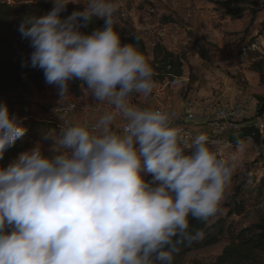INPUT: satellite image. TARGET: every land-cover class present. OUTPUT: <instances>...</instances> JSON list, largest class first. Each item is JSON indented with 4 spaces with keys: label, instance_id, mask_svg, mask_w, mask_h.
<instances>
[{
    "label": "clouds",
    "instance_id": "1",
    "mask_svg": "<svg viewBox=\"0 0 264 264\" xmlns=\"http://www.w3.org/2000/svg\"><path fill=\"white\" fill-rule=\"evenodd\" d=\"M70 3L79 0H53L19 24L30 66L61 100L80 80L113 110L92 124L64 123L44 133L47 151L37 142L0 166V264H174L177 245L202 236L189 231L190 218L218 212L235 157L177 126V110L130 102L156 83L146 57L116 30V0H86L62 16ZM96 19L102 27L83 31ZM117 118L126 121L121 132L112 130ZM27 131L0 103V160Z\"/></svg>",
    "mask_w": 264,
    "mask_h": 264
},
{
    "label": "rangeland",
    "instance_id": "2",
    "mask_svg": "<svg viewBox=\"0 0 264 264\" xmlns=\"http://www.w3.org/2000/svg\"><path fill=\"white\" fill-rule=\"evenodd\" d=\"M0 1L10 5H20L37 3L40 0ZM217 1L222 0H116L119 5L116 14L117 23L136 30L142 36L150 58H152V48L157 42L163 43L176 54L185 55L182 79L172 84L160 81L156 86L168 84L169 89L174 88L180 99L185 96L195 99V94L205 93L212 102L246 107L252 104V108L255 109L257 97L264 96V84L251 66L253 62L264 57V28L262 27L264 13L255 20L249 14L241 20H231L225 18L217 9L214 4ZM84 3L86 0H79V4L70 3L69 5L82 10L85 7ZM142 22L148 23L151 31L147 29L141 31L144 28L140 27ZM163 25L171 26V29L164 36L158 35V32L155 34L154 31L162 30ZM198 42L207 51V61L198 54ZM27 62V66L32 68L30 57ZM172 92L174 93V90L170 93ZM238 94L242 97L239 101L235 100ZM219 98L221 101L218 102ZM5 99L17 112L32 114L30 122H45V114L50 108L69 102L82 104L100 113L113 110L107 102L95 100L91 91L80 80L71 82L70 92L62 100L57 95L56 86L46 84L44 79L39 85L27 83L24 88L5 95ZM136 99V96H133L130 102H135L133 105L137 106ZM50 130L59 132L46 126L41 135L32 137L30 135L28 150L35 147L37 142H41L47 151L52 141L43 140V135ZM228 138L229 134L218 138L214 147L211 148L225 160L235 157V171L232 178L249 173L250 177L256 181L253 186L259 185L264 178V149L255 145L250 139L239 146H232ZM10 163L4 158L0 160V166L5 168ZM260 200L261 205L251 208L242 218L243 223L249 224L256 221L257 210H264V188L263 197ZM224 246L223 243L190 253L184 259V263L209 264L221 254Z\"/></svg>",
    "mask_w": 264,
    "mask_h": 264
},
{
    "label": "trees",
    "instance_id": "3",
    "mask_svg": "<svg viewBox=\"0 0 264 264\" xmlns=\"http://www.w3.org/2000/svg\"><path fill=\"white\" fill-rule=\"evenodd\" d=\"M225 18L241 20L247 14L256 19L264 13V1L257 0H222L214 3ZM53 0H40L37 3L10 5L0 1V94L9 95L12 92L24 88L32 82L39 85L44 79L43 71L30 68L27 65L28 58L33 49L30 41L22 38L18 31L19 24L33 15H45L53 8ZM79 9L67 5V10L62 13L66 17ZM103 20L96 19L87 29L91 32L95 28L102 27ZM121 35L123 43L133 44L146 57L154 70L155 83L166 81L169 84L177 83L184 75L186 57L183 54L172 52L161 42L154 44L152 58L149 57L146 43L136 30L115 25ZM264 28V22H262ZM198 54L203 60H208V54L204 46L198 42ZM252 70L261 78L264 84V57L252 63ZM133 96H138L134 94ZM132 96V97H133ZM250 118L243 122L244 127L236 132L229 133V142L232 146H239L244 141L253 138L255 145L264 149L259 133L253 126V122L264 118V96L257 97V106L250 110ZM23 121L22 125L28 131L15 145L8 149L4 159L12 162L18 155L27 151L30 147V135L38 136L45 131V127H52L47 121ZM55 129V128H54ZM57 130V129H56ZM262 154V153H261ZM251 174L235 176L227 185L223 200L218 212L207 221L190 218L189 231L197 230L202 236L191 242L183 241L178 244L179 251L174 256V264H185L184 259L190 253L225 244L221 254L209 264H264V210H257L256 221L245 224L242 218L251 208H257L263 197L264 178L259 185L250 177ZM147 180L151 176L146 177ZM240 219L237 221V219Z\"/></svg>",
    "mask_w": 264,
    "mask_h": 264
},
{
    "label": "built area",
    "instance_id": "4",
    "mask_svg": "<svg viewBox=\"0 0 264 264\" xmlns=\"http://www.w3.org/2000/svg\"><path fill=\"white\" fill-rule=\"evenodd\" d=\"M0 103H7V101L0 100ZM151 103L153 109L171 108L177 110L179 116L176 125L190 132L193 137L206 134L209 138L210 147H214L218 138L243 128V122L250 118V110L243 105L219 104L212 101L201 104L188 97L174 102L169 98V92L166 88L155 91L151 96ZM8 106L11 114L16 116L21 123L32 119L28 114L16 112L10 104ZM97 114V110L87 108L76 102H69L50 108L45 114V120L60 131L64 123L66 125L95 123ZM117 120H119V126L113 131L121 132L126 121L121 118H117ZM253 126L264 143V119L254 121ZM254 136L255 134L252 137L254 138ZM253 138L250 140L253 141Z\"/></svg>",
    "mask_w": 264,
    "mask_h": 264
},
{
    "label": "crops",
    "instance_id": "5",
    "mask_svg": "<svg viewBox=\"0 0 264 264\" xmlns=\"http://www.w3.org/2000/svg\"><path fill=\"white\" fill-rule=\"evenodd\" d=\"M144 27V28H142V30L141 31H143V30H145V29H147L148 31H151V30H149L150 29V25L148 24V23H144V22H142V25L140 26V27ZM162 27V30H156V31H154V33L156 34L157 32H158V35H160V36H164L165 35V33L168 31V30H170L171 29V26H168V25H163V26H161ZM165 44H167V42H164ZM173 87V86H172ZM161 88H166L167 89V91L169 92V98L172 100V101H174V102H178L179 100H180V98H178V95H177V92H175V89L174 88H171V90L169 89V85L168 84H164V85H157L156 86V89L154 90V92L155 91H158L159 89H161ZM174 90V93L172 92V94L170 93L171 91H173ZM153 92V93H154ZM152 93V94H153ZM152 94L151 95H149V97H145V96H143V95H140V94H138V96H137V99H136V102H138V105L137 106H139V107H141V108H151V109H153V105H152V103H151V96H152ZM195 95H197V96H195ZM194 95V97H195V99L194 100H196L198 103H201V104H205L206 102H209V101H212L210 98H209V96L208 95H206L205 93H200V94H195ZM183 98H186V96L185 97H183ZM242 99V97H241V94H238L237 96H236V99L235 100H241ZM0 100H3V101H7L6 99H5V95H2L1 97H0ZM213 100H215V98L213 99ZM219 101H221V99L219 98L218 99V102ZM135 102H132V104H134ZM247 103H245V105H246ZM249 105H247V108L249 109V110H252L253 108V105L251 104V106H249ZM16 111V110H15ZM25 112L27 111L26 109L24 110ZM28 111H30V110H28ZM33 111V110H32ZM109 111H111V109L110 110H107L106 112H109ZM17 112V111H16ZM23 112V111H22ZM22 112H19V113H22ZM105 112H103V113H100L99 111H98V114H97V116H96V118H95V121H97L99 118H100V116H102L103 114H104ZM25 114H27V113H25ZM29 115V114H28ZM29 116H31V118H32V114H30ZM177 122V120L175 121V123ZM119 126V120H116V122L114 123V125H113V127H112V130H115L117 127Z\"/></svg>",
    "mask_w": 264,
    "mask_h": 264
}]
</instances>
